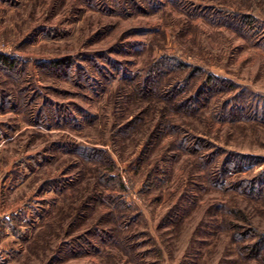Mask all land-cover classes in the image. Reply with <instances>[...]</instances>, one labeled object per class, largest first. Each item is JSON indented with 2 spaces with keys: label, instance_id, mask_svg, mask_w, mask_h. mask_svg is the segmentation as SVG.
Here are the masks:
<instances>
[{
  "label": "rangeland",
  "instance_id": "obj_1",
  "mask_svg": "<svg viewBox=\"0 0 264 264\" xmlns=\"http://www.w3.org/2000/svg\"><path fill=\"white\" fill-rule=\"evenodd\" d=\"M0 264H264V0H0Z\"/></svg>",
  "mask_w": 264,
  "mask_h": 264
},
{
  "label": "trees",
  "instance_id": "obj_2",
  "mask_svg": "<svg viewBox=\"0 0 264 264\" xmlns=\"http://www.w3.org/2000/svg\"><path fill=\"white\" fill-rule=\"evenodd\" d=\"M0 62L4 65H6L7 67L12 68L13 67V62L5 57H1Z\"/></svg>",
  "mask_w": 264,
  "mask_h": 264
}]
</instances>
